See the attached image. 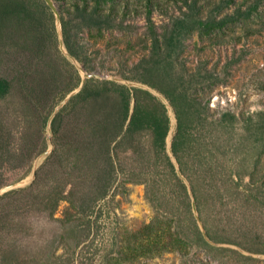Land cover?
<instances>
[{"label": "rangeland", "instance_id": "obj_1", "mask_svg": "<svg viewBox=\"0 0 264 264\" xmlns=\"http://www.w3.org/2000/svg\"><path fill=\"white\" fill-rule=\"evenodd\" d=\"M94 1L50 0L56 11L53 13L42 0L53 13L54 29L45 30L47 37L53 39L46 41L48 49L41 54L33 52L30 41L19 51L11 48L13 44L9 41H0V75L14 78L11 94L4 98L7 103L0 100V119L5 130L11 131L10 145L36 151L41 138L46 145L37 156H33L32 150L30 159L25 160L26 168H20L9 156L1 161L0 181L5 184L0 187V197L10 190L29 187L35 178L32 171L36 172L48 161L53 148L50 121L67 102L66 98L79 88L65 92L75 83L77 75L82 78L84 73L129 88L147 89L126 77L135 64L148 58L150 30L159 36L164 30H171L172 21L182 19L186 5L192 0H103L106 2L99 6L101 17L92 20L83 19L74 8L83 6L90 12ZM227 1L198 0L199 17L205 20L215 15L219 20L234 16L238 9L252 10L250 16L241 20L234 16L235 23L232 21L221 33L210 36H200L197 30L183 33L175 30L177 33L168 47L179 42L177 48L168 54L169 58L167 52L160 58L164 74L174 77L199 104H194L200 112L197 135L204 140L205 147L202 144L203 159L198 160L215 174L211 199L202 206V215L217 241L207 239L214 249L175 244L176 224L172 219L176 216L189 225L186 208L178 198L176 180L167 173L158 176L156 171L163 168L155 159L141 161L140 156L133 159L123 149L119 155L125 159L117 167L115 181L92 211L79 220L78 242H82L78 246L74 247L77 238L65 242L60 238L63 227L60 220L67 204L60 202L49 217L39 211L35 199L26 212L13 213V221H24L25 225L7 226L1 232L0 249L13 243L31 252H45L41 264H264V0ZM42 13L45 16L46 11L43 9ZM61 18L69 22L72 47L78 59L71 56L69 59L64 45L60 48ZM63 57L70 64L63 63ZM151 92L166 106L169 117L166 153L186 186L192 214L203 232L195 205L193 210L189 182L171 157L170 144L176 130L174 113L162 96ZM51 108L47 124L39 133L35 120ZM67 123L65 118L59 126L61 134L69 128ZM142 143L145 148L149 146L147 138ZM29 151L25 150V155ZM60 156L50 160L48 166L50 170L56 169V177L48 169L41 174L39 195L42 197L45 190L55 186H64L67 191L71 183H77L79 192L85 189L86 194L89 191L92 196L97 195L99 182L95 173L86 171L80 162L65 164L66 157L63 153ZM70 160L73 162L74 158ZM184 161L188 168L198 165L195 158L185 157ZM71 166L74 167L69 178L65 173ZM254 169L252 179L256 183L252 185L250 174ZM192 171L190 168L187 173L194 177ZM130 174L137 178L126 181L125 176ZM247 193L255 199L247 200ZM19 206L22 208L24 203ZM11 210L9 202L5 203L2 214Z\"/></svg>", "mask_w": 264, "mask_h": 264}, {"label": "trees", "instance_id": "obj_2", "mask_svg": "<svg viewBox=\"0 0 264 264\" xmlns=\"http://www.w3.org/2000/svg\"><path fill=\"white\" fill-rule=\"evenodd\" d=\"M104 2L106 1L95 0L94 7L90 9V12L83 6H75L74 8L83 19L87 20L89 18L92 20L101 17L99 6L100 3ZM197 2L198 0H192L190 5H186V13L182 15V19L172 21V29L164 30L165 32L162 36L150 30L151 48L148 58L141 59L135 64L131 69L130 75L126 77L127 80L139 83L147 89L142 87L129 88L113 80H100L94 77L82 80L81 76L77 75L75 83L66 89L65 92L78 88L82 83L80 90L68 99L50 121L53 148L48 156V161L35 172L34 181L29 187L10 190L0 197V243L2 242L1 232L6 230L7 226L25 225L24 221H19L18 223L13 221V216H15L13 213L20 210L26 212L28 207L36 202L35 199H37L40 206L39 211L47 213L49 217L53 216L60 202L67 204L62 213L63 218L60 220L63 225L61 228L62 237L60 238L63 241L77 238L74 247L78 246L82 242V240L78 242V234H80L78 233L79 220L92 211L93 205L105 196L113 181H115L118 172L117 167L122 166L121 162L125 159L119 155L121 149H123L124 153L132 155L133 159L139 156L141 161L147 158L155 159L154 162H159L163 168V171H156L158 176H165V173H167V175H171L176 180L179 187L178 198L180 197L179 199L186 208V213L189 216V225H184L182 220L176 216V220L172 219L176 224L173 225V235H175L173 241L175 244L180 247L182 245L188 246L189 244L203 250L214 249L207 239L212 242L217 241L212 235L211 227L202 215V206L211 199L209 195L214 191L213 177H215V174L207 167V164L205 165L204 162L198 160L199 158L203 159L202 155H200V149L202 144L204 145V140L197 135V122L199 121L200 112L194 105L197 103L188 96L184 86L179 84L173 76V78L171 76L167 77L160 69V64L162 63L160 58L163 57L164 52H167V58H169L168 54H171L173 49L177 48L179 42H176L174 47H168L173 41L174 33H177L175 30L180 33L197 30L200 36L218 34L232 21L236 22L237 19L241 20L243 17L250 16L252 10L247 9L245 12H241L238 9L234 11V16L237 19L228 15L216 20L214 15L202 20L198 15L199 7ZM227 2L231 1L228 0ZM43 9L46 11L45 16L42 13ZM46 16L48 19L45 18ZM68 25L69 22L61 18L62 42L68 55L78 59L77 54L73 51ZM53 29V13L43 4L42 0H0V41L2 39L9 41V44H13L11 48L19 51L23 49L22 47L25 46L27 41H30L32 43L31 46H33V52L41 54L47 48L46 41L50 42L53 39V37H47L45 30L52 32ZM44 32L46 35H44ZM11 48L10 50H12ZM62 60L63 63L70 64L64 57ZM13 85L14 78L0 75V98H2L0 100L7 103L8 99L4 98L11 94ZM151 91L162 96L174 113L176 130L170 144L171 157L177 164L180 174L189 182L191 199L194 202L198 218L202 223L203 232L192 214L190 197L187 194L186 186L178 178L174 164L166 153L165 140L169 132V117L166 106ZM64 96L63 94L60 99ZM51 113L52 108L45 114L37 116L35 121L39 133L44 129ZM65 118L69 122L67 123L69 128H66L64 133L61 134L58 128ZM10 132L5 130L3 119L1 118L0 170L2 162L7 156L17 162L20 168H26L25 160L28 161L30 159L35 148L32 149L34 151H29L30 148L25 149L29 151L27 156L25 155V150L11 147L10 139L12 136ZM143 138H147L149 141L147 148L143 146ZM40 144L41 146L35 151L33 156H37L46 149L42 138ZM9 153L12 155L10 156ZM62 153L66 157L65 164L76 165L80 162L86 171L88 169L91 174L92 172L95 173L96 180L99 182L96 185L98 188L97 195L92 196L89 191L86 194L85 189H80L79 192L77 183H71V187L67 191H65L64 186H55L50 188V190H45L42 197L39 195L41 193H39L41 174L46 171L45 169H48L54 175L56 174V177V169L52 168L50 170L48 167L49 161L56 156L58 157L59 154L62 156ZM185 157L195 158L194 162L198 163L197 166L191 165L190 167L193 170L192 175L194 177L187 173L190 168L184 161ZM72 158H74L73 162L70 160ZM72 167L74 166H71L70 169L67 168L66 177H71ZM254 174L255 169L250 174V184L252 185L256 183L252 179ZM139 176L142 175L139 174ZM0 177H2V174H0ZM125 177L126 181H133L137 178L134 174L126 175ZM143 182L146 183V181ZM4 184L0 181V187L4 186ZM248 189L250 188L248 187ZM35 191L38 194H35ZM245 197L247 200L250 198L255 199L253 194L249 193ZM8 202L9 206L13 207V210L2 214V207ZM21 203H24L22 208L19 206ZM21 213L20 211L19 215ZM74 247H70V249ZM0 252V264H41L40 258L45 253L31 252L27 248L22 249L13 243L8 245L6 249H0Z\"/></svg>", "mask_w": 264, "mask_h": 264}, {"label": "water", "instance_id": "obj_3", "mask_svg": "<svg viewBox=\"0 0 264 264\" xmlns=\"http://www.w3.org/2000/svg\"><path fill=\"white\" fill-rule=\"evenodd\" d=\"M46 3H48L49 4V6H50V8H51V10L53 11V13H56V11H55V9H54V7L51 5V3H50V0H44ZM59 44H60V48L61 49H63V42H62V39L61 38H59ZM66 54V56L69 58V59H72L67 53H65ZM82 72V71H81ZM92 75H87V74H84V73H82V80H84V79H86V78H89V77H91ZM81 86H82V83L80 84V86H79V88L76 90V91H74V92H72L67 98H66V100L68 101V99L71 97V96H73L74 94H76L79 90H80V88H81ZM58 110V109H57ZM57 112V111H56ZM55 112V113H56ZM54 113V114H55ZM54 116V115H53ZM53 116H52V118H53ZM35 175V169L32 171V177ZM192 206H193V210H195L194 209V204H192Z\"/></svg>", "mask_w": 264, "mask_h": 264}]
</instances>
